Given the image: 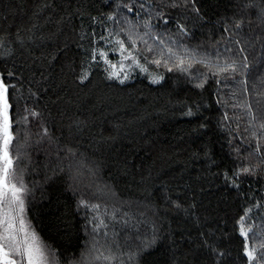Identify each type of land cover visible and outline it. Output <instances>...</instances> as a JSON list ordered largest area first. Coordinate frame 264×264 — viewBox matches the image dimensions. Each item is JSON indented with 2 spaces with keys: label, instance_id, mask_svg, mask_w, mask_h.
I'll return each mask as SVG.
<instances>
[{
  "label": "trees",
  "instance_id": "16d2710c",
  "mask_svg": "<svg viewBox=\"0 0 264 264\" xmlns=\"http://www.w3.org/2000/svg\"><path fill=\"white\" fill-rule=\"evenodd\" d=\"M0 81L45 264H264V0H0Z\"/></svg>",
  "mask_w": 264,
  "mask_h": 264
},
{
  "label": "snow or ice",
  "instance_id": "6c2138e0",
  "mask_svg": "<svg viewBox=\"0 0 264 264\" xmlns=\"http://www.w3.org/2000/svg\"><path fill=\"white\" fill-rule=\"evenodd\" d=\"M7 86L0 81V132H2V144H0V208H6L0 218V261L2 264H21L26 260L27 264H45V257L38 239L33 233L31 237L25 233L23 239L18 238L17 233L24 231L23 220L19 221L21 227L17 229V219L11 215L14 207L23 212L22 187H17L8 180L9 169L12 160L9 156L8 146L11 142L9 132L10 121L8 115ZM251 257V252L248 253ZM12 257H19V261Z\"/></svg>",
  "mask_w": 264,
  "mask_h": 264
},
{
  "label": "water",
  "instance_id": "95a60500",
  "mask_svg": "<svg viewBox=\"0 0 264 264\" xmlns=\"http://www.w3.org/2000/svg\"><path fill=\"white\" fill-rule=\"evenodd\" d=\"M7 93H8V91H7ZM9 121H10V118H9ZM9 132H10V128H9ZM10 156V155H9Z\"/></svg>",
  "mask_w": 264,
  "mask_h": 264
}]
</instances>
